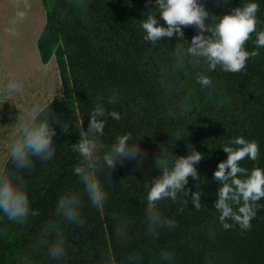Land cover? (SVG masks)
Masks as SVG:
<instances>
[{
    "label": "trees",
    "instance_id": "obj_1",
    "mask_svg": "<svg viewBox=\"0 0 264 264\" xmlns=\"http://www.w3.org/2000/svg\"><path fill=\"white\" fill-rule=\"evenodd\" d=\"M43 2L47 15L38 49L44 63L56 57L62 85V94L42 108L56 129L55 154L47 161L33 157V167L22 170L7 159L2 172L22 180L31 208L39 214L17 223L0 213V264H264V198L257 202L250 230L239 225L224 229L213 207L220 186L214 172L228 155L222 145L239 136L256 141L258 159L246 158L240 166L249 173L264 168V47L257 48L255 34L245 48L259 54L249 58L242 72L209 71L203 62L194 67L188 56L183 67L173 68L171 55L188 46L198 29L184 28L185 41L175 35L156 44L145 41L141 25L151 8L156 14L155 0H84L82 8L70 0ZM199 2L211 23V17L219 19L250 0ZM255 2L260 6L257 30L264 31V0ZM157 20L165 23L159 14ZM200 73L212 80L208 88L197 82ZM113 96L116 103H108ZM97 105L121 117L103 118V135L91 137L97 154L102 157L118 136L131 132L129 143H139L146 159L139 168L131 159L118 162L112 172L104 166L97 175L108 198L97 209L82 195L84 224L78 226L57 216L55 207L65 192L83 193L74 173L82 158L72 145L80 139L77 126L83 124L87 131ZM190 147L203 155L196 166L200 181L189 177L188 196L178 193L175 202L158 204L176 227L161 230L158 238L148 236L147 192L162 174L154 158L163 152L174 162ZM195 192H201L199 211L192 204ZM56 231L65 240L67 255L61 259L48 255ZM162 253H172V261H161Z\"/></svg>",
    "mask_w": 264,
    "mask_h": 264
},
{
    "label": "clouds",
    "instance_id": "obj_2",
    "mask_svg": "<svg viewBox=\"0 0 264 264\" xmlns=\"http://www.w3.org/2000/svg\"><path fill=\"white\" fill-rule=\"evenodd\" d=\"M70 3L80 8L85 6L84 0H70ZM223 3L227 4L228 0H223ZM155 4L156 14H153L151 8L142 21L145 41L156 44L165 38L170 40L174 35L180 41H185L184 28L195 26L198 29L188 46L176 48L171 55L174 58V63L171 64L173 68L183 67V58L188 56L194 67L203 62L207 64L209 71L220 67L225 72L239 73L246 68L249 58L259 54L256 50L249 52L245 48L253 34L256 36L254 43L257 48L264 47V31L257 30L260 6L255 0L231 9L219 19L217 16L211 17V23H206L210 13L199 0H155ZM157 14L164 24L158 23ZM16 16L17 20H23L25 12L18 11ZM196 80L203 88L212 84V80L203 73L198 74ZM3 90L10 97L19 93L21 88L18 82L9 81ZM108 103H116L115 96L110 97ZM106 116L115 120L121 118L118 112H106L103 106L97 105L90 114L87 131L83 130V124L77 126L80 129V139L72 148L82 159L75 165L74 173L79 177L83 193L65 192L58 197L56 203V215L78 226L84 224L80 211L82 195H86L89 203L97 209H103L108 198L97 175L104 166L112 172L118 162L131 159L136 161L139 168L146 159L139 143H129L131 132L118 136L110 151L105 152L102 157L97 154L96 142L91 137L103 135V118ZM16 131L17 135L8 148V155L15 169L33 167V157L42 161L52 159L55 154L53 138L57 133L51 126V120L43 115L39 106H32L19 116ZM221 147L228 155L226 160L219 162L214 172L213 179L220 186L213 207L219 213V221L224 229L239 225L242 230H250L251 221L256 216L257 202L264 198V168L255 167L249 173L240 166V162L246 158L256 161L259 157V145L256 141L239 136ZM202 158V153L192 147L189 148V154L177 156L174 162H170L163 152L154 158V167L162 174L154 179L147 192L146 235L158 238L161 230L176 227L174 220L161 215L158 204L165 199L175 202L178 193H183L185 197L189 195L191 190L186 185L189 177L200 181L196 166ZM191 198L194 208L199 211L202 207L201 192L192 193ZM0 213L9 221L17 223H24L30 215L39 214L31 208L22 180L12 172H0ZM48 255L53 259H61L67 255L65 240L59 231H56L55 240L48 248ZM159 259L171 262L173 254L162 253Z\"/></svg>",
    "mask_w": 264,
    "mask_h": 264
},
{
    "label": "rangeland",
    "instance_id": "obj_3",
    "mask_svg": "<svg viewBox=\"0 0 264 264\" xmlns=\"http://www.w3.org/2000/svg\"><path fill=\"white\" fill-rule=\"evenodd\" d=\"M26 4L25 0H0V172L17 135L19 116L32 106L42 109L62 94L56 57L44 63L38 49L46 6L43 0H26ZM18 11L25 12L23 20H17ZM9 81L21 88L10 97L3 90Z\"/></svg>",
    "mask_w": 264,
    "mask_h": 264
}]
</instances>
